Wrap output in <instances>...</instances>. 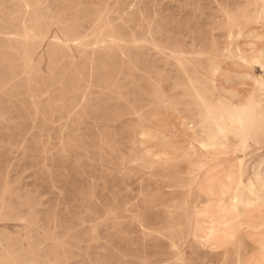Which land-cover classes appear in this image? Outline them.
Instances as JSON below:
<instances>
[{"label":"rangeland","instance_id":"obj_1","mask_svg":"<svg viewBox=\"0 0 264 264\" xmlns=\"http://www.w3.org/2000/svg\"><path fill=\"white\" fill-rule=\"evenodd\" d=\"M261 55L264 0H0V264H264V244L235 243L226 215L198 240L187 173L193 153L230 150L238 106L217 70ZM255 89L262 120L243 159L264 145ZM158 110L197 130L181 160L144 148ZM257 198L240 184L222 200Z\"/></svg>","mask_w":264,"mask_h":264},{"label":"crops","instance_id":"obj_2","mask_svg":"<svg viewBox=\"0 0 264 264\" xmlns=\"http://www.w3.org/2000/svg\"><path fill=\"white\" fill-rule=\"evenodd\" d=\"M252 60L255 61L254 58ZM258 61L263 63L264 56H258ZM259 69H253L240 60L225 62L216 72L219 97L242 105L256 91L255 80L259 74H263ZM157 113L142 124L148 133L143 137L145 150L152 154V158L157 156L162 160L174 161L183 157L188 142L198 137L197 130H191L176 112L158 110ZM192 158L188 177L193 190L199 194V201L191 226L199 227L198 240L206 239L205 233L219 215H226L233 221L229 227L237 229L234 242L244 238L251 247L249 250L259 249L264 244V223L259 218L264 212V145L252 148L244 156L243 162L242 154H234L222 147L201 149ZM240 184L246 191L259 197L244 210L234 208L231 200H222ZM222 236L216 233L209 241L203 242L213 247L224 240Z\"/></svg>","mask_w":264,"mask_h":264},{"label":"bare ground","instance_id":"obj_3","mask_svg":"<svg viewBox=\"0 0 264 264\" xmlns=\"http://www.w3.org/2000/svg\"><path fill=\"white\" fill-rule=\"evenodd\" d=\"M96 8V7H95ZM234 52V51H233ZM238 53V52H237ZM233 54V53H232ZM234 55V54H233ZM239 55V54H238ZM230 57H232V56H230ZM240 61L242 62H245V63H248L249 65H251V67L253 68V69H259V68H263V70H264V62L263 63H261V62H255V63H252V62H250V61H248L244 56H242V57H240ZM218 69V68H217ZM260 70V69H259ZM257 71V70H256ZM217 75V74H216ZM216 75H215V78L213 79V84H214V87H215V89L216 90H218V87H217V84H216ZM220 75V74H219ZM260 86H264V81L262 80V78H256V80H255V88H259ZM213 87V86H212ZM217 92H219V90L217 91ZM29 95V94H28ZM249 98V97H248ZM248 98H247V100H248ZM223 99V98H222ZM221 99V100H222ZM224 100V99H223ZM246 100V102H244L242 105H236V106H238V109H235L236 111H234L235 113L233 114V117H232V121L230 122V123H228V124H230V127L233 125V127L234 128H232V130L230 129V131L228 132V133H232V135H233V137L234 138H228V136H227V134H226V136L225 137H223V138H226V140H227V143L225 144L226 146H229V148H230V151L231 152H233V153H236V152H245V151H247L251 146H252V142H253V144H254V142H256L257 143V141H258V139H257V134L255 133L256 132V130L259 128L258 127V124L260 123L259 121H261L260 120V118H259V114H257L256 112H255V106H257V105H255L254 106V104H256V103H249L248 101ZM254 100V99H253ZM255 101V100H254ZM223 102V101H222ZM221 103H219V105H220ZM223 104V103H222ZM229 105H230V102H229ZM231 105H233V104H231ZM222 106V105H221ZM219 107V106H218ZM223 107H226V106H223ZM228 107V106H227ZM235 107V106H234ZM222 108V107H221ZM223 109V108H222ZM226 109V108H225ZM256 109H257V107H256ZM216 110H218V109H216ZM220 110V109H219ZM229 110H231V109H229ZM233 110V109H232ZM210 111V110H209ZM208 111V112H209ZM211 111H213V110H211ZM220 111H222V110H220ZM224 111H226V110H224ZM218 112V111H217ZM230 113H231V111H229ZM228 112V113H229ZM214 113H216L215 111H214ZM233 113V112H232ZM231 113V114H232ZM212 114H213V112H212ZM218 114V113H217ZM209 115V114H208ZM216 115V114H215ZM226 116V115H225ZM261 116V115H260ZM207 117H209V116H207ZM216 117H217V115H216ZM221 117V116H220ZM229 117V116H228ZM227 117V118H228ZM263 117V116H262ZM222 119V118H221ZM209 120H211V119H209ZM218 120V119H217ZM210 122V121H209ZM213 122V121H212ZM211 122V123H212ZM218 122V121H217ZM222 122H224L223 121V119H222V121L220 122V123H222ZM214 123H215V125L217 124L215 121H214ZM213 123V124H214ZM219 123V122H218ZM232 123V124H231ZM214 126V125H213ZM223 127H227V126H223ZM142 128V127H141ZM143 128H144V126H143ZM220 129V128H219ZM221 130H223L222 128H221ZM260 130V129H259ZM201 131V130H200ZM216 131H217V129H216ZM218 132H219V130H218ZM260 132V131H259ZM262 132V131H261ZM220 133L221 132H219L218 134L220 135ZM224 133H225V131H224ZM210 134H212V133H210ZM214 135V134H213ZM212 135V136H213ZM262 136V135H261ZM214 137V136H213ZM218 137V136H217ZM221 137V136H220ZM263 137V136H262ZM214 139H215V137H214ZM217 139V138H216ZM232 139V140H231ZM140 140V139H139ZM196 140V139H195ZM221 140V139H220ZM194 141V140H193ZM214 141V140H213ZM262 141V140H261ZM217 142H218V140H217ZM220 142V141H219ZM223 142V141H222ZM213 143V142H212ZM215 144V143H214ZM217 144V143H216ZM215 144V145H216ZM205 145V144H204ZM208 145V144H207ZM213 145V144H212ZM189 146V145H188ZM193 147V146H192ZM203 147V146H202ZM206 147V146H205ZM208 148V147H207ZM210 148V147H209ZM208 148V149H209ZM186 149H188V148H186ZM190 149H191V147H190ZM194 149H195V152L198 150V149H196L195 147H194ZM188 151V150H187ZM194 152V151H193ZM185 153V152H184ZM190 154V153H189ZM193 154H195V153H193ZM238 154V153H237ZM246 155V154H245ZM244 155V156H245ZM191 156H193L192 154H191ZM187 157V156H186ZM159 158V157H158ZM185 158V157H184ZM180 159V158H179ZM189 159V158H188ZM181 160V159H180ZM192 160V159H191ZM241 160H243V158L241 159ZM159 161H160V159H159ZM161 161H163V160H161ZM166 161V160H165ZM185 160L183 159V163H185L184 162ZM171 162V161H170ZM177 162V161H176ZM175 163V162H174ZM179 163H181L180 161H179ZM182 163V164H183ZM167 164H169V162L167 163ZM188 166H186V168H187ZM188 173V172H187ZM243 187V186H242ZM239 189V188H238ZM237 193V192H236ZM235 194V193H234ZM252 194V193H251ZM233 196V195H232ZM253 197V196H252Z\"/></svg>","mask_w":264,"mask_h":264}]
</instances>
